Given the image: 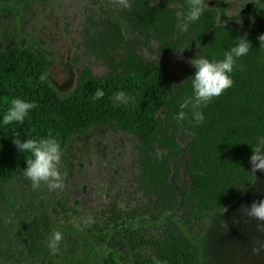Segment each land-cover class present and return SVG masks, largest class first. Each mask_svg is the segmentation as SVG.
Returning <instances> with one entry per match:
<instances>
[{
  "label": "trees",
  "instance_id": "1",
  "mask_svg": "<svg viewBox=\"0 0 264 264\" xmlns=\"http://www.w3.org/2000/svg\"><path fill=\"white\" fill-rule=\"evenodd\" d=\"M94 5L81 23L79 46L105 69L95 74L82 66L67 93L51 84L43 55L17 45L0 47V192L4 194L3 188L14 181L31 186L23 175L29 154L13 143L14 130L22 141L51 133L63 151L73 136L110 126L138 141V171L132 186L143 201L139 216L157 223L169 211L226 210L252 187L251 144L264 136V47L259 35L217 23V11L210 6L188 32H181L176 12L187 11V0H131L130 9L116 7L111 0H97ZM245 34L252 47L237 59L231 73L233 86L200 109L203 124L195 123L190 109L185 110L187 118L178 122L179 104L192 95L196 69L189 62L179 69L170 67L163 57L180 54L190 61L198 54L221 60ZM147 47L155 57L145 54ZM42 74L47 77L43 82ZM98 88L105 95L93 100ZM121 91L135 96V103H114V95ZM14 98L35 102L37 107L23 124L4 125L3 116ZM156 148L167 153L163 161L155 158ZM153 230L150 236L141 227L116 232L131 252L127 264L200 263L199 246L176 222ZM33 238L30 233L25 243Z\"/></svg>",
  "mask_w": 264,
  "mask_h": 264
},
{
  "label": "rangeland",
  "instance_id": "2",
  "mask_svg": "<svg viewBox=\"0 0 264 264\" xmlns=\"http://www.w3.org/2000/svg\"><path fill=\"white\" fill-rule=\"evenodd\" d=\"M96 2L0 0V47L17 45L43 55L49 63L51 84L58 92L67 93L82 66L95 74L105 69L100 61L83 54L79 46L81 23ZM206 2L216 9L217 23L264 34V9L251 0ZM144 52L156 56L151 47ZM163 61L179 69L189 58L171 54ZM137 144L136 137L121 130L92 127L73 136L62 151V190L49 191L45 185L34 190L20 181L3 188L0 264H127L131 252L116 232L127 226L141 227L143 234L150 236L155 233L153 228L169 221L176 222L199 246V264H264V230L241 209V205L264 200V172L257 171L249 191L222 212L175 210L153 223L139 216L143 201L132 186L138 171ZM104 224L106 229L102 228ZM54 230L63 235L56 255L50 254L47 246ZM30 233L34 238L26 244L24 237ZM258 247L261 251L256 254L253 249Z\"/></svg>",
  "mask_w": 264,
  "mask_h": 264
},
{
  "label": "clouds",
  "instance_id": "3",
  "mask_svg": "<svg viewBox=\"0 0 264 264\" xmlns=\"http://www.w3.org/2000/svg\"><path fill=\"white\" fill-rule=\"evenodd\" d=\"M231 3V0H228ZM249 2V0H248ZM259 8L264 9V4L261 0H251ZM111 3L116 7L131 8V0H111ZM187 11H177L176 17L178 20L177 28L181 32H188L190 25L199 20L206 9L209 8L206 0H187ZM231 18V14L227 13ZM260 47H264V34L258 36ZM252 45L247 39V34L237 38V43L234 47L224 53V58L221 60H209L197 54L194 59L188 61L195 67L196 72L191 77L192 95L186 97L179 104L180 111L176 119L178 122L184 121L188 112L191 110L192 118L196 124H203L205 117L200 110L215 98L221 96L226 90L234 84L233 73L237 64V59L245 56L250 51ZM243 66H241L242 69ZM46 75H41L40 80H46ZM105 93L101 89H97L92 96L93 100H99L104 97ZM136 97L126 94L121 91L114 95V103L120 105H128L135 103ZM35 102H28L21 98H14L10 102V107L3 116V124L9 125L14 123L23 124L30 111L36 108ZM20 132L14 130L13 143L17 149L24 152L26 155L27 167L24 168L23 175L31 181L32 188L39 189L42 185L47 186L49 191L63 189L65 174L60 171L62 160V148L58 139L52 136L51 133L47 137L33 138L21 140ZM251 144V143H249ZM253 152L250 157L252 165L251 172H264V136H258L256 143L251 144ZM158 161H163L167 153L160 148H156L154 153ZM245 216L249 219H254L260 224L261 230H264V200L253 201L251 205H241ZM63 240V235L60 231L54 230L51 237L47 241L50 254L56 255L60 251V244ZM261 247H264L262 245ZM254 253L259 254L261 248H254ZM159 264V261L156 262Z\"/></svg>",
  "mask_w": 264,
  "mask_h": 264
}]
</instances>
